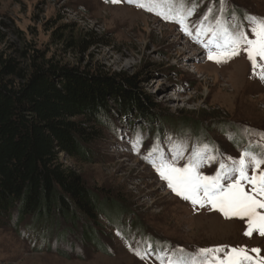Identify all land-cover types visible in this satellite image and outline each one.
Wrapping results in <instances>:
<instances>
[{
  "label": "rangeland",
  "instance_id": "rangeland-1",
  "mask_svg": "<svg viewBox=\"0 0 264 264\" xmlns=\"http://www.w3.org/2000/svg\"><path fill=\"white\" fill-rule=\"evenodd\" d=\"M192 2L196 7L190 25L208 8L216 13L219 7L218 0ZM236 5L264 16V0H227L228 10ZM242 24L247 27L248 22ZM91 33L95 37L81 46L79 42ZM203 50L175 22L127 0H0V55L5 59L25 68L39 52L60 65L111 74L140 73L145 92L158 105L153 111L155 121L144 122L137 113L129 115L133 129L117 119L120 133L104 131L92 162L66 160L84 175L94 193L106 198V205L126 207L123 213L116 209L118 215L111 209L98 216V225L93 224L101 232L98 245L82 238L83 221L76 230L66 222L49 228L30 216L20 225L12 218L0 224V264H159L154 254L141 259L133 250H143L149 242L154 249L167 246L186 253L217 245L247 246L260 248L264 255V237L258 232L246 236L244 221L225 218L210 205L194 207L178 197L143 158L153 143L169 157L173 144H183L179 166L187 162L194 147L203 144L224 156L238 157L237 144L247 146L256 139L255 131L264 132V82L251 75L246 54L216 63L202 60L198 52ZM186 113L193 114V121L183 120ZM201 114H221L228 121L220 126L223 120L215 123ZM162 119L169 122L163 124ZM243 129L254 132L249 136ZM135 131L143 135L140 153L132 151L129 143ZM226 133L237 134L235 142ZM218 167V160L206 162L200 171L212 175ZM66 250L67 256L59 253Z\"/></svg>",
  "mask_w": 264,
  "mask_h": 264
},
{
  "label": "trees",
  "instance_id": "trees-1",
  "mask_svg": "<svg viewBox=\"0 0 264 264\" xmlns=\"http://www.w3.org/2000/svg\"><path fill=\"white\" fill-rule=\"evenodd\" d=\"M236 10L242 12L237 5ZM87 36L81 46L95 34ZM144 81L140 73L60 65L39 52L25 68L0 55V224L15 218L20 225L30 216L49 228L66 222L77 230L83 221L82 238L97 244L101 232L93 224L98 225V216L111 209L118 215L116 209L123 213L126 207L106 205V198L94 193L66 160L92 162L104 131L120 133L117 119L131 129L134 121L127 118L133 113L144 122L156 120L158 105L145 92ZM201 116L215 123L223 120L220 126L228 121L221 114ZM192 117L186 113L182 118L189 122Z\"/></svg>",
  "mask_w": 264,
  "mask_h": 264
},
{
  "label": "snow or ice",
  "instance_id": "snow-or-ice-1",
  "mask_svg": "<svg viewBox=\"0 0 264 264\" xmlns=\"http://www.w3.org/2000/svg\"><path fill=\"white\" fill-rule=\"evenodd\" d=\"M110 2L120 3L121 0ZM127 2L178 24L206 50L210 61L226 63L241 52L245 53L251 64V75L264 82V17L246 13L243 20L248 25L245 27L236 13L227 9V0H218L216 13L210 7L195 25H190L189 18L196 7L192 0ZM242 132L251 136L254 130L243 129ZM226 134L235 142L237 134ZM255 136L256 139H250L247 146L237 144L241 148L238 157L224 156L214 146L203 144L194 147L187 162L179 166V161L184 158L183 144H173L168 150L169 157L158 143H153L143 158L178 197L191 202L194 207L210 205L225 218L244 221L246 236L258 232L264 237V132L255 131ZM129 143L132 151L140 153L142 133L135 131ZM210 152L216 155H210ZM217 160L219 167L214 174L205 175L200 171L206 162ZM133 250L141 259L154 254L159 264H264L261 249L247 246L217 245L186 253L182 248L167 246L154 249L149 242L143 250L139 247Z\"/></svg>",
  "mask_w": 264,
  "mask_h": 264
}]
</instances>
